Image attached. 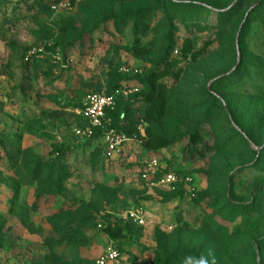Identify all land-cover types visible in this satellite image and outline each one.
I'll use <instances>...</instances> for the list:
<instances>
[{"label": "rangeland", "instance_id": "rangeland-1", "mask_svg": "<svg viewBox=\"0 0 264 264\" xmlns=\"http://www.w3.org/2000/svg\"><path fill=\"white\" fill-rule=\"evenodd\" d=\"M209 253L264 264V0H0V264Z\"/></svg>", "mask_w": 264, "mask_h": 264}, {"label": "built area", "instance_id": "built-area-1", "mask_svg": "<svg viewBox=\"0 0 264 264\" xmlns=\"http://www.w3.org/2000/svg\"><path fill=\"white\" fill-rule=\"evenodd\" d=\"M112 106V98L107 96H91L88 98L82 116L92 126L99 127L105 118L106 111ZM116 255L113 253L110 258Z\"/></svg>", "mask_w": 264, "mask_h": 264}, {"label": "clouds", "instance_id": "clouds-1", "mask_svg": "<svg viewBox=\"0 0 264 264\" xmlns=\"http://www.w3.org/2000/svg\"><path fill=\"white\" fill-rule=\"evenodd\" d=\"M185 264H187V260L185 261ZM197 264H214V257L211 256V253L208 255L201 254L197 260Z\"/></svg>", "mask_w": 264, "mask_h": 264}]
</instances>
